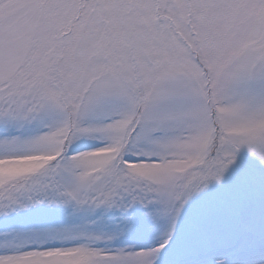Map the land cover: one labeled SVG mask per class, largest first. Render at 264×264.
Segmentation results:
<instances>
[{
    "label": "rangeland",
    "instance_id": "obj_1",
    "mask_svg": "<svg viewBox=\"0 0 264 264\" xmlns=\"http://www.w3.org/2000/svg\"><path fill=\"white\" fill-rule=\"evenodd\" d=\"M0 194V264H264V0H0Z\"/></svg>",
    "mask_w": 264,
    "mask_h": 264
},
{
    "label": "bare ground",
    "instance_id": "obj_2",
    "mask_svg": "<svg viewBox=\"0 0 264 264\" xmlns=\"http://www.w3.org/2000/svg\"><path fill=\"white\" fill-rule=\"evenodd\" d=\"M158 171L162 172L161 170H156L155 172H158Z\"/></svg>",
    "mask_w": 264,
    "mask_h": 264
}]
</instances>
